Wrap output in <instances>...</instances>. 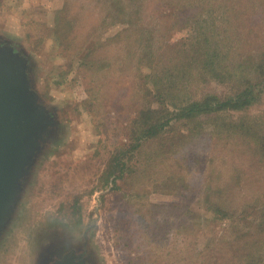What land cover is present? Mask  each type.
<instances>
[{"label": "rangeland", "instance_id": "obj_1", "mask_svg": "<svg viewBox=\"0 0 264 264\" xmlns=\"http://www.w3.org/2000/svg\"><path fill=\"white\" fill-rule=\"evenodd\" d=\"M199 41L219 56L171 94ZM248 86L247 113L174 106ZM242 115L264 117V0H0V264H225L264 233Z\"/></svg>", "mask_w": 264, "mask_h": 264}, {"label": "trees", "instance_id": "obj_2", "mask_svg": "<svg viewBox=\"0 0 264 264\" xmlns=\"http://www.w3.org/2000/svg\"><path fill=\"white\" fill-rule=\"evenodd\" d=\"M235 10V9H233ZM238 11V10H237ZM245 16L250 15L248 12L243 14ZM193 44V43H192ZM197 48L196 55L192 57L191 61L188 64H185L180 68V70L176 73V78L179 80L175 85L171 87V94H172V89L177 90L178 92H183L187 91V88L189 85L192 84V78H188L189 76L193 75V73L197 74L200 73L202 77L205 76V72H203L202 68V63L205 65L207 64L210 66L212 63L210 60L214 58V56H219L215 52H213L214 55L211 54V50H209V47L204 46L203 43L200 41L194 44ZM193 45V46H194ZM192 46V47H193ZM241 65V64H237ZM222 66V65H220ZM219 66V67H220ZM261 66V65H260ZM198 70V71H197ZM212 72V75H217L216 68L210 69ZM203 72V73H201ZM261 73L258 72V76ZM229 76V74H228ZM227 76V77H228ZM192 77V76H191ZM226 77V78H227ZM198 78V76H197ZM241 79H244V77H240ZM246 79V78H245ZM200 79H195V81ZM205 80V79H203ZM255 87L248 86L244 89L238 90L236 92L237 94L233 96H227L225 99H220L218 95L215 96H205L204 101L200 102H193L190 103L189 106H178L177 104H174V106L177 107V110L179 111L180 114L184 115L185 118H193L197 114L200 113H214L218 112L220 110H231L234 112H249V109H251L255 103H257V95L255 92ZM155 91H152L148 88L147 94L151 96L152 98L156 99V95H154ZM159 94V93H158ZM167 102L163 104V106L160 108L154 107V106H144L138 115V120L135 122L140 125V127H145L144 131H141V133L144 134L142 139H147L151 140L154 137H157L165 128L166 124L170 122V119L163 120L164 118H160V113H164V110L162 108L164 105H166ZM254 116H249V115H242L233 120V123H237L238 126L245 127L244 129L241 130L242 134H250V133H259L255 134V141L256 144L258 145H263L264 144V131L262 130L264 128V117H255ZM184 118V117H183ZM141 145L137 146V148H140ZM135 148V147H132ZM122 152V151H120ZM118 164L119 166L122 167L121 170L125 171V168L127 167V161H123L118 159ZM261 231H264L261 230ZM251 232V231H250ZM253 232L250 234H245L238 239L237 244L238 247V254L236 255H231L229 252L226 253L225 256V264H264V233H256L253 236H251ZM236 252V253H237ZM235 260V261H233Z\"/></svg>", "mask_w": 264, "mask_h": 264}]
</instances>
